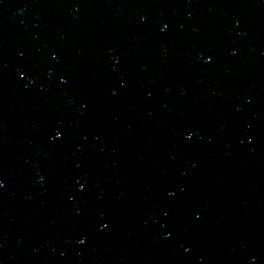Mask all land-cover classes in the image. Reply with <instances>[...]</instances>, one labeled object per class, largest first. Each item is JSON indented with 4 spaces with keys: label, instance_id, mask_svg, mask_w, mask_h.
Instances as JSON below:
<instances>
[{
    "label": "water",
    "instance_id": "1",
    "mask_svg": "<svg viewBox=\"0 0 264 264\" xmlns=\"http://www.w3.org/2000/svg\"><path fill=\"white\" fill-rule=\"evenodd\" d=\"M0 264H264V0H0Z\"/></svg>",
    "mask_w": 264,
    "mask_h": 264
}]
</instances>
